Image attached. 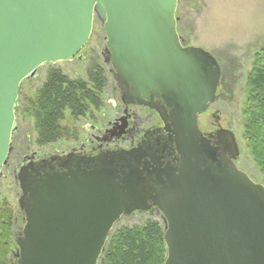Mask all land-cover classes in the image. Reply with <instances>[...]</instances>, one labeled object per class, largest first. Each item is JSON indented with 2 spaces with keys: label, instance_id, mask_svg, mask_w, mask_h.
I'll return each instance as SVG.
<instances>
[{
  "label": "water",
  "instance_id": "water-1",
  "mask_svg": "<svg viewBox=\"0 0 264 264\" xmlns=\"http://www.w3.org/2000/svg\"><path fill=\"white\" fill-rule=\"evenodd\" d=\"M177 5L0 0V175L20 83L46 63L79 57L95 20L121 103L152 109L162 123L161 134L129 149L20 165L15 264H97L114 224L136 211L159 216L164 264H264V184L235 165L232 131L207 137L198 126L222 71L210 52L184 43Z\"/></svg>",
  "mask_w": 264,
  "mask_h": 264
},
{
  "label": "rangeland",
  "instance_id": "rangeland-1",
  "mask_svg": "<svg viewBox=\"0 0 264 264\" xmlns=\"http://www.w3.org/2000/svg\"><path fill=\"white\" fill-rule=\"evenodd\" d=\"M177 31L186 45L197 46L210 52L219 62L222 71L221 82L217 92L216 109L222 122L230 123L239 146L237 165L254 181L263 183L260 171L250 155L243 138L242 112L246 103V83L252 69L254 57L264 43V0H178ZM104 33L97 20L93 22L92 32L79 57L70 60L46 63L34 74L24 79L18 88L15 108V129L11 137V150L0 175V207L8 204L19 216L17 198L19 188L15 181L18 167L26 163V158L35 160L49 155L90 148L97 143L98 130L106 127L109 121L122 113V103L109 71L110 66L103 62ZM92 59L100 64L107 79L103 90L102 107L92 110L78 119L66 112L63 124L75 132L74 138H63L45 146L35 142L36 133L32 116V100L37 89L43 84L47 71L57 68L70 78H87L86 68ZM134 108H129V112ZM117 112H119L117 114ZM124 115V114H123ZM138 125H156L158 117L144 109L137 115ZM208 113L198 115L200 129L209 128ZM113 146V143H109ZM122 145V144H120ZM33 154V155H32ZM25 162V163H24ZM147 218L157 219L156 214L136 211L123 216L113 228L121 226L142 225ZM20 221L13 228V254L16 244L14 235L19 231ZM21 227V226H20Z\"/></svg>",
  "mask_w": 264,
  "mask_h": 264
},
{
  "label": "trees",
  "instance_id": "trees-1",
  "mask_svg": "<svg viewBox=\"0 0 264 264\" xmlns=\"http://www.w3.org/2000/svg\"><path fill=\"white\" fill-rule=\"evenodd\" d=\"M86 73L84 79L70 78L57 68L47 71L31 104L38 146L75 137L70 126L63 124L66 112L71 118L78 119L102 107L101 95L107 85L104 70L96 59H92ZM246 95L242 112L243 138L264 184V43L254 57ZM18 214L8 204L0 207V264L16 263L11 246L17 220L22 225V214ZM165 258L162 224L157 219L147 218L142 225L111 230L97 264H164Z\"/></svg>",
  "mask_w": 264,
  "mask_h": 264
},
{
  "label": "flooded vegetation",
  "instance_id": "flooded-vegetation-1",
  "mask_svg": "<svg viewBox=\"0 0 264 264\" xmlns=\"http://www.w3.org/2000/svg\"><path fill=\"white\" fill-rule=\"evenodd\" d=\"M217 99L218 98L216 97L215 101L205 111V113H208L210 115L211 119L209 120V123H208L209 128L206 130L201 129V131L207 137L209 135H216L217 131L222 132V131L230 130L233 132V129L230 123L224 124L221 120L220 114L215 107ZM121 106H122V113L117 115L112 121L110 120L109 123L106 125V127L102 128V130H98L99 135L95 137L98 142L94 143V145L86 149H83L85 147L82 145V149L75 152L76 154L94 155L98 152L109 150V149L110 150L122 149V148L129 149V148L136 146L143 139H148V138L150 139L151 137L150 135H152L153 137V136H156L162 133V130H161L162 123L158 115L156 114V112L153 111L152 109H149L144 106L130 105V104L128 105L122 104ZM129 108H134V110H131L129 112ZM144 109L148 110V113H151V114L155 113L159 121L157 122L156 125L148 124V125L139 127L138 125L139 120L137 118V115L140 112H143ZM118 113L119 112H117V114ZM211 141L213 142L212 139ZM109 143H113L114 145L111 146ZM237 158L234 159V163L239 168V166L237 165ZM29 160H35V159L33 156L30 158H26V162H28ZM151 212L155 213L154 210H151Z\"/></svg>",
  "mask_w": 264,
  "mask_h": 264
}]
</instances>
